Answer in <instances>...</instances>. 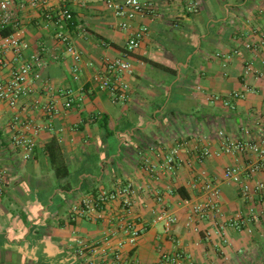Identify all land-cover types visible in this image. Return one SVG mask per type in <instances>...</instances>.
<instances>
[{
  "label": "crops",
  "instance_id": "obj_1",
  "mask_svg": "<svg viewBox=\"0 0 264 264\" xmlns=\"http://www.w3.org/2000/svg\"><path fill=\"white\" fill-rule=\"evenodd\" d=\"M44 1L14 5V34L27 54L41 52L47 65L35 91L15 108L0 101V264H99L117 248L130 264H173L166 257L176 253V264H264V201L243 198L237 185L222 179L225 166H244L248 157L222 153L216 134L220 128L237 138H264V0H148L152 14L135 16L127 29L119 27L122 19L107 0ZM63 7L73 14L70 35L81 57L77 80L54 25L46 26L47 10ZM140 26L146 34L126 52L127 39ZM247 42L258 49H246ZM113 58L131 65V73L122 75L129 86L124 101H112L96 86L105 59ZM247 62L257 72L246 71ZM59 89L70 90L72 108L64 107ZM235 91L243 98L224 107L221 99ZM48 100L55 103L53 115L41 109ZM15 116L26 125L10 127ZM196 130L206 142L193 138ZM15 134L35 140L26 160L12 142ZM175 138L184 141L180 172L157 180L148 171L159 162L154 150L170 149ZM52 140L62 168L58 178L47 153ZM205 143L218 154L194 162ZM203 178L219 186L220 204L217 214L199 220L191 210L205 200ZM257 180L264 173L251 184ZM127 183L136 188L128 210L113 201L100 217L73 214L84 197ZM178 187L188 199L175 192ZM160 211L176 217L168 230L157 219ZM237 217L245 221L239 229L231 223ZM127 219L144 228L132 244L120 228Z\"/></svg>",
  "mask_w": 264,
  "mask_h": 264
},
{
  "label": "built area",
  "instance_id": "obj_2",
  "mask_svg": "<svg viewBox=\"0 0 264 264\" xmlns=\"http://www.w3.org/2000/svg\"><path fill=\"white\" fill-rule=\"evenodd\" d=\"M44 3V0H29V5L35 7L39 2ZM85 0L80 3L84 4ZM15 0H0V28L10 25L14 29L17 27L15 21ZM25 4L21 3L20 8H24ZM106 7L110 9L116 17L121 18L119 27L127 29L130 27V21L135 16L151 15L153 12L152 4L148 0H122L115 2L112 0L106 1ZM194 9L197 7L194 5ZM47 19L46 26L52 23L55 28L54 36L63 45L64 51L73 59L74 65L72 67V78L78 79V66L80 61V53L72 42L70 31L74 26L73 14L70 9L63 7L56 12L47 10L45 13ZM147 32L146 26H140L135 29L125 44L126 52H131L135 49ZM264 40V36H262ZM26 43L17 37L14 32L7 36H0V73L6 70V75H0V101L6 103L10 108H15L18 102L26 97H29L36 89L35 84L40 80L41 71L47 65V60L41 52L27 54L25 52ZM244 47L248 50L254 51L258 49V45L247 42ZM238 49H234L232 54L238 53ZM11 52L12 58L7 60L6 53ZM246 71L257 72L252 68L251 62L245 63ZM131 73V65L124 58L105 59L104 73L95 77L96 86L100 90H105L111 97L112 101H124L127 98L128 84L122 80L123 74ZM58 95L64 98V107L72 108L74 101L69 89H59L56 91ZM230 99H221L222 105L226 108H233V100L243 98L244 92L235 91L230 95ZM37 101L34 102V107H38ZM44 114L53 115L56 112L55 103L53 100H48L41 105ZM26 125L20 121L18 116L14 117V121L10 123V127L15 128V124ZM217 139L220 142V151L224 154L238 153L240 155L246 154L248 163L244 166L227 165L222 172V179L231 182L238 186L240 194L243 198L251 199L259 197L264 201V180H257L251 184L254 176L258 173H264V138L248 139L237 138L227 135L223 129L218 128L216 131ZM193 138L197 141H207V137L203 136L199 130L192 133ZM12 142L22 147V158L28 159L33 152L35 140L33 138H25L19 135H12ZM182 138H175L173 146L167 150L156 149V156L159 159L158 163H150L148 171L154 175L155 179L174 178L177 177L182 161L179 158V151L183 147L184 141ZM197 147V146H195ZM153 147H150V150ZM218 152L211 151L207 143L199 148V153L194 159V162L202 163L212 154ZM191 162H187L190 166ZM201 190L205 193V200L199 202L192 207V214L194 218L202 220L210 215L219 212L220 204V189L214 180L203 178L201 180ZM136 192V188L127 183L119 186L113 190H100L96 195H90L81 199L77 206L73 207V214L90 215L95 213L100 217L104 207L113 201H118L121 208L128 210L132 204V195ZM156 201L160 203L161 197L156 196ZM71 219H74L72 216ZM157 219L162 220L165 230H168L170 225L175 223L176 217L170 215L165 211H160ZM244 219L237 217L232 219L231 223L237 229L244 224ZM122 231L126 234L124 242L132 244L135 239L144 230L139 227L133 220H125L120 226ZM121 243H119L120 245ZM118 245V246H119ZM83 246V245H82ZM83 248L78 251L81 253ZM106 254V253H104ZM108 256V254H107ZM181 255L176 253L173 256L166 257V261L176 264ZM88 264H96L93 259L88 260ZM99 264H130L127 260L122 258L120 249H115L109 253V258L105 255L99 259Z\"/></svg>",
  "mask_w": 264,
  "mask_h": 264
},
{
  "label": "trees",
  "instance_id": "obj_3",
  "mask_svg": "<svg viewBox=\"0 0 264 264\" xmlns=\"http://www.w3.org/2000/svg\"><path fill=\"white\" fill-rule=\"evenodd\" d=\"M73 22H74V20H73ZM12 33H13V28L10 25H7L3 28H0V36H7V35H10ZM53 145H54V141L52 140L47 145V153L49 154V159H50L51 164H55L54 172L58 178V176L59 177L61 176L60 173L62 171V168H61V163L56 165V163H58V162H57L56 154L54 153L55 148ZM62 166H64V164H62ZM175 192L178 193L182 199H188V195L184 192V189L182 187H178L175 190Z\"/></svg>",
  "mask_w": 264,
  "mask_h": 264
}]
</instances>
